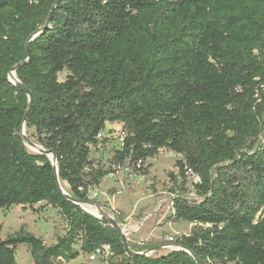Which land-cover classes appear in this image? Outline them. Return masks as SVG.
<instances>
[{
  "label": "trees",
  "instance_id": "obj_1",
  "mask_svg": "<svg viewBox=\"0 0 264 264\" xmlns=\"http://www.w3.org/2000/svg\"><path fill=\"white\" fill-rule=\"evenodd\" d=\"M108 124L125 135L103 164ZM162 150L182 157L166 224L188 234L135 243L83 208ZM43 203L65 233L4 239L0 223V264L20 245L34 264H264V0H0V209Z\"/></svg>",
  "mask_w": 264,
  "mask_h": 264
},
{
  "label": "rangeland",
  "instance_id": "obj_2",
  "mask_svg": "<svg viewBox=\"0 0 264 264\" xmlns=\"http://www.w3.org/2000/svg\"><path fill=\"white\" fill-rule=\"evenodd\" d=\"M66 76V73L61 74L60 81H64ZM26 134L34 144L40 146L33 137L35 130H26ZM106 134L110 142L105 148L94 150L92 155L93 159L103 164L108 162L113 150L122 146L123 126H107ZM27 147L31 153H38L35 147L29 144ZM180 159L181 156L162 150L156 158L148 161L151 165L148 176L120 172L117 176L107 177L96 189L98 196L91 198L93 204H84L83 208L89 212L98 210L95 215L116 220L125 231L127 239L135 243H162L188 234L193 227L191 224H166V219L173 213L174 197V184L169 174L179 173L175 166ZM193 182H197V179L190 180L189 197L196 200L192 189ZM0 223L3 225L4 239L20 233H30L42 238L47 245L55 243L57 237L66 230V223L59 212L45 203L36 205L33 209L21 206L0 209ZM170 251L171 248L162 247L156 253L162 256ZM16 258L17 264H34L30 249L26 245L18 247ZM86 263L100 264V255L80 257L65 264Z\"/></svg>",
  "mask_w": 264,
  "mask_h": 264
},
{
  "label": "water",
  "instance_id": "obj_3",
  "mask_svg": "<svg viewBox=\"0 0 264 264\" xmlns=\"http://www.w3.org/2000/svg\"><path fill=\"white\" fill-rule=\"evenodd\" d=\"M17 69H18V68H15V69L13 70V72L11 73V75H10V81H11L12 84H14V85L18 86L19 88H21L26 94H29V91H28L27 89H25V88L22 86V84H21L20 82H18L17 79L14 78V76H13V73H16ZM29 97H30V103L32 104V103H33V96H32V94H30ZM22 135H23V137L25 138L27 144H29V145L35 147V148L38 150V153L50 156V158H51L52 160H54V164H55L56 169H57V171H58V164H57V158H56V156H55L54 154H52L51 152H46V151H44V150L42 149V147H40V146L34 144V143L28 138V136H27V134H26V127H25V125L23 126V132H22ZM60 186H61V189L63 190L64 194L70 198V195L64 190V188L62 187L61 183H60ZM75 203H76V202H75ZM76 204H78V203H76ZM88 212H89V211H88ZM89 213H91V212H89ZM91 214L94 215V216H96V217H98V218H100V219L105 220L110 226H112V227L116 230L117 233H119V234H120L121 236H123V237H126V235H125V231H124V230L122 229V227L118 224V222H116V220H114V219H109V218H107V217L104 216V215L99 216V215H95L94 213H91Z\"/></svg>",
  "mask_w": 264,
  "mask_h": 264
},
{
  "label": "built area",
  "instance_id": "obj_4",
  "mask_svg": "<svg viewBox=\"0 0 264 264\" xmlns=\"http://www.w3.org/2000/svg\"><path fill=\"white\" fill-rule=\"evenodd\" d=\"M124 135H125V134H124V132H123V137H124ZM103 137H108L107 134H106V132H105V133H102V134H100V135L98 136L99 139H102ZM97 196H98V192H97L96 189H94V190L91 191V193H90V197H89V198H90V200H91V198H92V199H95ZM153 253H154L153 251L149 252V254H151V255H152Z\"/></svg>",
  "mask_w": 264,
  "mask_h": 264
},
{
  "label": "bare ground",
  "instance_id": "obj_5",
  "mask_svg": "<svg viewBox=\"0 0 264 264\" xmlns=\"http://www.w3.org/2000/svg\"><path fill=\"white\" fill-rule=\"evenodd\" d=\"M13 76H14V78H16L15 73H13ZM92 209H93V208H92ZM91 212L94 213V214H98V210H92Z\"/></svg>",
  "mask_w": 264,
  "mask_h": 264
},
{
  "label": "crops",
  "instance_id": "obj_6",
  "mask_svg": "<svg viewBox=\"0 0 264 264\" xmlns=\"http://www.w3.org/2000/svg\"><path fill=\"white\" fill-rule=\"evenodd\" d=\"M116 125H118V126H123V125H121V124H108V126H116Z\"/></svg>",
  "mask_w": 264,
  "mask_h": 264
}]
</instances>
